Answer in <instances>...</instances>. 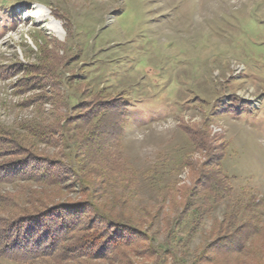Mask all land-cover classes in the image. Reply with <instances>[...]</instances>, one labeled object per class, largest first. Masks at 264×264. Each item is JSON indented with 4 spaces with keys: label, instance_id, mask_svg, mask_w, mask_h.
Returning <instances> with one entry per match:
<instances>
[{
    "label": "rangeland",
    "instance_id": "rangeland-1",
    "mask_svg": "<svg viewBox=\"0 0 264 264\" xmlns=\"http://www.w3.org/2000/svg\"><path fill=\"white\" fill-rule=\"evenodd\" d=\"M43 70L79 84L43 85ZM103 89L130 104L108 199L143 212L190 185L188 165L207 161L187 136L196 129L232 189L189 251L208 240L233 201L262 203L242 218L264 220V0H0L1 140L30 137L28 127L52 121L59 96L76 102ZM34 143L39 157L61 153ZM33 191L41 200L56 194L33 181L0 183V218L32 210Z\"/></svg>",
    "mask_w": 264,
    "mask_h": 264
},
{
    "label": "trees",
    "instance_id": "trees-1",
    "mask_svg": "<svg viewBox=\"0 0 264 264\" xmlns=\"http://www.w3.org/2000/svg\"><path fill=\"white\" fill-rule=\"evenodd\" d=\"M40 75L37 80L43 85L54 82L70 89L79 84L72 78L63 84L51 70ZM106 91L85 93L79 102L59 96L52 121L28 127L30 137L12 134L13 140L8 135L0 139V158H11L0 163V183L33 181L56 191L42 200L40 192L33 191L32 210L0 218V260L20 264H264L263 216L253 213L242 218L263 207L254 200L244 206L233 201L208 240L197 251H189L203 221L232 189L230 179L219 171L221 158L209 155L215 149L201 131L192 130L187 136L207 161L188 165L190 185L178 189L169 201L163 200L162 207L143 212L130 207L128 211L117 197L108 199L107 182L122 168L119 145L129 122L130 104L124 94L112 96ZM54 92L58 93L56 87ZM34 142L53 145L61 153L39 157ZM62 191L68 193L65 198Z\"/></svg>",
    "mask_w": 264,
    "mask_h": 264
},
{
    "label": "bare ground",
    "instance_id": "bare-ground-1",
    "mask_svg": "<svg viewBox=\"0 0 264 264\" xmlns=\"http://www.w3.org/2000/svg\"><path fill=\"white\" fill-rule=\"evenodd\" d=\"M50 29V28H48ZM53 28H51L50 30H52ZM55 30V29H54ZM58 37H59V33L58 32H54Z\"/></svg>",
    "mask_w": 264,
    "mask_h": 264
}]
</instances>
